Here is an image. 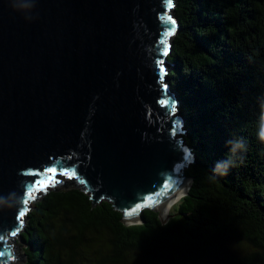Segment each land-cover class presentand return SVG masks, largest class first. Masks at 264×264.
Returning <instances> with one entry per match:
<instances>
[{
  "label": "water",
  "instance_id": "water-1",
  "mask_svg": "<svg viewBox=\"0 0 264 264\" xmlns=\"http://www.w3.org/2000/svg\"><path fill=\"white\" fill-rule=\"evenodd\" d=\"M169 11L165 0H0V264L49 168L74 171L92 205L110 201L126 224L145 208L166 222L159 204L188 191L193 153L157 66Z\"/></svg>",
  "mask_w": 264,
  "mask_h": 264
},
{
  "label": "trees",
  "instance_id": "trees-1",
  "mask_svg": "<svg viewBox=\"0 0 264 264\" xmlns=\"http://www.w3.org/2000/svg\"><path fill=\"white\" fill-rule=\"evenodd\" d=\"M172 2L166 74L193 153L187 193L166 222L145 208L126 224L110 201L48 178L21 222V264H76L82 246L89 264H264V0Z\"/></svg>",
  "mask_w": 264,
  "mask_h": 264
},
{
  "label": "snow or ice",
  "instance_id": "snow-or-ice-1",
  "mask_svg": "<svg viewBox=\"0 0 264 264\" xmlns=\"http://www.w3.org/2000/svg\"><path fill=\"white\" fill-rule=\"evenodd\" d=\"M165 3L167 5L168 9H171L173 7L172 0H165ZM161 19L164 21L165 24L170 25V27L165 28V30H164V32L162 34V39L160 40V44L163 45V48L161 50V55L162 56H166L168 54V51H169L168 38L171 37L174 34V32L176 31V22L167 13H165V15L161 17ZM157 66L159 68L160 81H161L162 87L165 90H167V87H168L167 84L163 83L164 77L166 75V69L164 67V61L158 60L157 61ZM159 103L161 104V106H168L170 102L167 99H161L159 101ZM171 111H172L173 114L176 111L175 101H171ZM173 131H176L175 125L173 126ZM46 171L52 173V176L49 177V179L54 181L53 184H52V186L54 187L55 183H59V181L55 180L56 169L49 168ZM59 174L60 175H64V176H66L69 179L75 177V172L74 171L69 172L67 170H62ZM81 182H83V181H81ZM37 185H40V188L38 190H46V188L48 186L46 184H40V181H36V182H34L33 187H36ZM31 195H32V192H31V189H30L29 190V196H31ZM27 203H28V201L25 200V204H27ZM25 211H26V209L24 211H21L19 213V217H17V219L22 218L25 215ZM16 234H17L16 232L12 233V235H16ZM3 255H4V252L0 251V256H3Z\"/></svg>",
  "mask_w": 264,
  "mask_h": 264
},
{
  "label": "rangeland",
  "instance_id": "rangeland-1",
  "mask_svg": "<svg viewBox=\"0 0 264 264\" xmlns=\"http://www.w3.org/2000/svg\"><path fill=\"white\" fill-rule=\"evenodd\" d=\"M172 1H174V0H172ZM171 12V9H170V11H169V13ZM172 15V14H171ZM170 39V38H169ZM169 64H166L165 65V69L166 70H168L169 69ZM55 180H57V181H59V183H55V185H56V187H58V188H60V189H66V188H69V187H72V186H74L76 183L77 184H80L79 182H76L75 181V177L74 178H71V179H69V178H67L66 176H64V175H60V174H56L55 175ZM51 187H53V186H51ZM50 187V188H51ZM48 188V187H47ZM39 189V188H38ZM38 191V190H37ZM32 200H33V198H31L29 201H28V204H27V208L30 210V209H32V207H33V203H32ZM178 201H179V199H178ZM178 201H176L174 204H173V206L174 205H176L177 203H178ZM173 206L171 207V209H170V212L168 213V214H170L171 213V211H172V209H173ZM166 216V215H165ZM165 216H163V217H165ZM21 220H22V223H23V225H26V216L24 215L22 218H21ZM133 223V222H132ZM130 224V223H129ZM17 234L16 235H9L8 236V238H7V240H6V242H7V244H10V245H12V247H14V250H15V252H19L20 254H21V258L20 259H18V260H16V259H11L9 262H7V263H5V264H21V263H23L24 262V260H25V256H24V254H23V251H22V248H24V244H22L23 242H22V240L20 239V240H17L18 238H19V231H17L16 232ZM91 249H88V248H86L85 246H82L81 248H79L78 250H77V263L76 264H89L90 262H89V260L91 261L92 259H93V257H94V253L92 252V251H90ZM82 256H84V259L83 260H81V257ZM127 260H131L132 261V259L134 260V259H138L136 256H132V255H130V256H127ZM154 264H161L160 262H158V261H152ZM203 264H208V262L206 263V262H204Z\"/></svg>",
  "mask_w": 264,
  "mask_h": 264
},
{
  "label": "bare ground",
  "instance_id": "bare-ground-1",
  "mask_svg": "<svg viewBox=\"0 0 264 264\" xmlns=\"http://www.w3.org/2000/svg\"><path fill=\"white\" fill-rule=\"evenodd\" d=\"M188 181H185L179 186V188L174 191L165 201L159 204L158 210L161 217L168 215L173 204L178 201L182 196H184L187 191Z\"/></svg>",
  "mask_w": 264,
  "mask_h": 264
}]
</instances>
